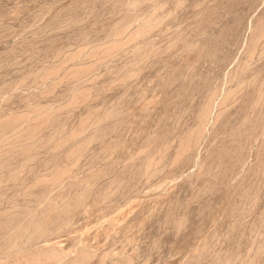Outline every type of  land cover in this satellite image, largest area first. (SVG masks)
<instances>
[{
	"label": "rangeland",
	"instance_id": "rangeland-1",
	"mask_svg": "<svg viewBox=\"0 0 264 264\" xmlns=\"http://www.w3.org/2000/svg\"><path fill=\"white\" fill-rule=\"evenodd\" d=\"M0 264H264V0H0Z\"/></svg>",
	"mask_w": 264,
	"mask_h": 264
}]
</instances>
